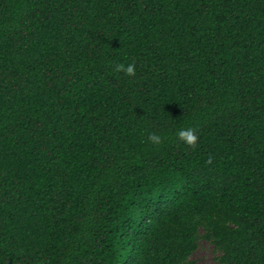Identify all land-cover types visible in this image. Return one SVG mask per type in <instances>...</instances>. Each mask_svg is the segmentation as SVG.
Wrapping results in <instances>:
<instances>
[{
  "label": "trees",
  "instance_id": "trees-1",
  "mask_svg": "<svg viewBox=\"0 0 264 264\" xmlns=\"http://www.w3.org/2000/svg\"><path fill=\"white\" fill-rule=\"evenodd\" d=\"M201 241L264 264V0H0V264Z\"/></svg>",
  "mask_w": 264,
  "mask_h": 264
},
{
  "label": "clouds",
  "instance_id": "clouds-1",
  "mask_svg": "<svg viewBox=\"0 0 264 264\" xmlns=\"http://www.w3.org/2000/svg\"><path fill=\"white\" fill-rule=\"evenodd\" d=\"M117 72H123L128 77H135L136 76V65L135 62L124 65L119 64L116 66L115 69ZM178 138L181 142L185 143L186 145L190 147H195L198 143V136L195 134V129L193 128H186L182 129L178 133ZM149 139L155 143L159 144L161 143V137L157 135H151Z\"/></svg>",
  "mask_w": 264,
  "mask_h": 264
},
{
  "label": "rangeland",
  "instance_id": "rangeland-1",
  "mask_svg": "<svg viewBox=\"0 0 264 264\" xmlns=\"http://www.w3.org/2000/svg\"><path fill=\"white\" fill-rule=\"evenodd\" d=\"M218 255V252L209 243L201 241L192 256V261L194 264H218L216 259Z\"/></svg>",
  "mask_w": 264,
  "mask_h": 264
}]
</instances>
